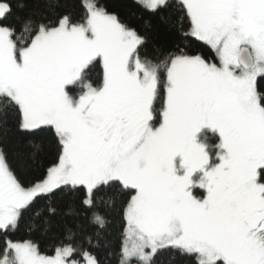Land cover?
I'll list each match as a JSON object with an SVG mask.
<instances>
[{"label":"snow or ice","instance_id":"6c2138e0","mask_svg":"<svg viewBox=\"0 0 264 264\" xmlns=\"http://www.w3.org/2000/svg\"><path fill=\"white\" fill-rule=\"evenodd\" d=\"M164 253L264 264V0H0V264Z\"/></svg>","mask_w":264,"mask_h":264},{"label":"trees","instance_id":"16d2710c","mask_svg":"<svg viewBox=\"0 0 264 264\" xmlns=\"http://www.w3.org/2000/svg\"><path fill=\"white\" fill-rule=\"evenodd\" d=\"M102 3L108 4H118L120 0H101ZM129 8L132 7V0H127ZM134 10V9H133ZM133 23H141L138 18H132ZM215 139V138H213ZM47 166H49L48 161L46 160L39 167H31L27 169L24 176L22 177L28 183H34L44 178L46 174ZM114 243L116 245L120 242V225L117 222L115 228L112 231ZM20 238L22 239H32L34 242L40 245V250L42 254L51 255L53 254L55 240L45 236L41 232H29L27 229L21 231ZM170 253H164L161 257H159L160 264H187L186 261H183L179 256H176L175 260L170 259ZM110 264H118V257L113 255L110 258Z\"/></svg>","mask_w":264,"mask_h":264}]
</instances>
